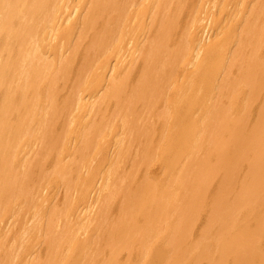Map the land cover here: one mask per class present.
<instances>
[{
	"label": "bare ground",
	"instance_id": "bare-ground-1",
	"mask_svg": "<svg viewBox=\"0 0 264 264\" xmlns=\"http://www.w3.org/2000/svg\"><path fill=\"white\" fill-rule=\"evenodd\" d=\"M0 264H264V0H0Z\"/></svg>",
	"mask_w": 264,
	"mask_h": 264
}]
</instances>
